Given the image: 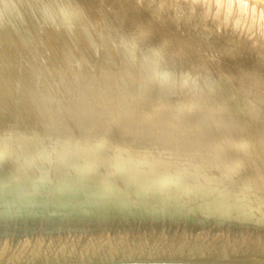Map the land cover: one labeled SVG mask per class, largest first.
I'll list each match as a JSON object with an SVG mask.
<instances>
[{"label": "bare ground", "instance_id": "1", "mask_svg": "<svg viewBox=\"0 0 264 264\" xmlns=\"http://www.w3.org/2000/svg\"><path fill=\"white\" fill-rule=\"evenodd\" d=\"M7 23L20 28L6 31ZM1 28L11 79L24 70L35 84L37 67L56 62L85 61L90 73H63L66 93L63 84L57 93L29 87L54 101L65 94L69 109L22 121L0 113V222L21 217L19 209L63 216L59 228L103 230L243 212L264 219V0H0ZM64 45L76 48L75 60L43 58ZM132 60L166 71H139L141 61L133 70ZM99 66L96 80L123 66L142 81L123 71L99 91L100 81L90 83ZM145 85L158 94L154 104ZM76 105L83 122L59 121Z\"/></svg>", "mask_w": 264, "mask_h": 264}, {"label": "water", "instance_id": "2", "mask_svg": "<svg viewBox=\"0 0 264 264\" xmlns=\"http://www.w3.org/2000/svg\"><path fill=\"white\" fill-rule=\"evenodd\" d=\"M23 211L0 222V264H264V219L246 212L103 230Z\"/></svg>", "mask_w": 264, "mask_h": 264}, {"label": "rangeland", "instance_id": "3", "mask_svg": "<svg viewBox=\"0 0 264 264\" xmlns=\"http://www.w3.org/2000/svg\"><path fill=\"white\" fill-rule=\"evenodd\" d=\"M8 25H9V23H7ZM7 24H5L6 26H5V30L6 31H8V30H11L12 29V31H16L15 29L17 28H20L19 26H16L15 24L13 25V24H10L9 26L7 25ZM13 25V26H12ZM12 26V27H11ZM15 26V27H14ZM4 28V27H3ZM3 28H1L0 30L3 32V31H5V30H3ZM14 28V29H13ZM0 31V32H1ZM45 40V39H44ZM18 41V38L16 37V36H14L10 41H8L9 43L10 42H17ZM46 41V40H45ZM48 41H50V39L48 38ZM47 41V42H48ZM46 42V43H47ZM51 45V42H48L46 45ZM68 47V51H65L66 50V48ZM119 49V50H118ZM152 50V48H149V49H147V50ZM70 50V51H69ZM75 50H76V48H73V47H69V46H66V45H64V46H61L60 47V49L58 48L57 50H53L51 53L50 52H48L47 54H45L44 56H43V58H47V57H50L51 55H53V58H59V56H60V58H64V57H66V58H70L71 60H75V57H76V54H75ZM116 51H123L122 50V48H120V47H118L117 49H115ZM13 51V50H12ZM42 52H43V50H41ZM105 51H106V49H105ZM42 52H40V50L39 49H33V50H30V55L31 56H35V55H39V54H41ZM63 53H65V54H63ZM116 53V52H115ZM1 61H0V72H2V70L4 71V72H2V73H0V83H2V84H0L1 86H2V88L0 87V95L2 96V97H4V99L0 96V98L2 99H0V113H2V111H4V114L2 113V115H4V116H9V118L11 117V119H15L14 121H20V119H21V121H22V119L23 118H25V116H26V118H33V117H35L36 116V114H34L33 112H37L36 110H38V112L40 111V110H43V109H47V108H50V109H52L53 107L55 108V107H57L58 109H60V110H62L61 108H63V110L66 108L65 106H66V104H68L67 106V108L69 109V107L71 108V104H74V103H72V102H68V101H70V100H68V99H65V100H63V97H62V95H65V94H60V96L58 97V98H56L55 99V101L53 100V99H51V100H49V99H47V98H44V97H42V96H36L35 97V95H34V88H35V90H37V87H38V89H40L39 91H50V93L51 92H56V90H58V91H60V88H62V87H60L62 84H63V87H64V89H61L62 91H64L63 93H66L67 91V89L65 88V85H67L68 83L67 82H62V81H60V77L61 76H63V73L65 74L66 72H67V74L69 73V74H74L75 72H77L79 75L78 76H82L81 74L83 73V74H88V73H90V70L89 69H86L85 67H84V65H85V61H82V62H74V63H70V65H62L60 62H56V63H52L51 65H49L48 67H43V65H40V66H38L37 67V79L34 81V83L35 84H33V80L27 75V73H26V71H24V70H20V75H22V76H20L19 78H20V80L19 79H11L10 77H12V75H11V73H10V71H12V69L13 70H15V68H14V65L13 64H9V63H7V62H2V59H0ZM117 61V60H116ZM139 61H141V60H138V62H137V60H132L131 61V63H129V64H131L132 65V68H133V70H137L139 67H140V65L142 66V69L140 68L139 69V71L141 70H146V71H150V72H152V74L153 75H157V74H161L162 73V71L164 70V71H166V67H163V69H161V67L159 68V69H156V68H154L153 66H151L149 63L147 64L146 62H144V61H141L142 63H140ZM135 62V64H132V63H134ZM6 63V64H5ZM81 65H80V64ZM126 63H127V61H126ZM136 63H140V65L139 64H136ZM59 64V65H58ZM146 64L147 65H149L148 66V68L146 67ZM10 65V66H9ZM13 66V68H12V66ZM39 65V64H38ZM76 65H78V67L76 66ZM143 65L146 67V69H145V67H143ZM167 66V65H166ZM101 67V68H100ZM138 67V68H137ZM1 68H2V70H1ZM4 68H7L6 70L4 69ZM99 68V69H98ZM10 69V70H9ZM39 69H41V70H39ZM84 69V70H83ZM121 69V70H120ZM150 69V70H149ZM153 69V70H152ZM97 70H98V72H97ZM100 70H105V67H103V66H99V67H97L95 70H93V71H91V74H92V76H99V71ZM117 70H118V72H117ZM21 71L22 72H24V73H21ZM40 71V72H39ZM123 71H124V74H123ZM19 72V71H18ZM71 72V73H70ZM9 73V74H8ZM26 73V74H25ZM46 73V74H45ZM123 74L124 75V77L125 78H127L126 76H128L129 74H130V76H128V77H130L131 78V76H132V81H133V83L135 84V85H138V84H136V83H139L140 82V79L141 78H138V77H140V75L139 74H135L134 75V73H131V72H125V70H124V68H123V66H122V68H121V66L120 67H117V66H115L112 70L110 69V71H108V72H105V75H102L101 76V80L100 79H98V80H96L98 77H95V78H93L92 80H90V83H93V84H95V86H92V87H94V88H96L97 89V84L99 83V81H100V83H99V85L101 86V87H99L97 90H99V91H101V89H102V87L103 86H105L106 87V85H109V84H111V80H114V79H116V80H120L122 77H123V75H121V74ZM128 73V74H127ZM25 76H24V75ZM3 75V76H2ZM6 75V76H5ZM5 76V77H4ZM59 76V77H58ZM65 76V75H64ZM64 76H63V78H64ZM78 76H76V77H73L72 75H69V81H70V83H71V85L73 86V84H76V83H78L79 81H77V80H75L76 78H80V77H78ZM108 76V77H110V80H109V78L107 77V79H106V77ZM24 77H27V78H24ZM83 77V76H82ZM10 78V79H9ZM22 78V79H21ZM57 78H59L58 80L59 81H57ZM103 78H104V80H103ZM4 79V80H3ZM6 79H7V81H6ZM47 79V80H46ZM73 79H74V81H73ZM15 80H16V82H15ZM24 80H25V83H24ZM50 80V81H49ZM96 80V81H95ZM119 80L117 81V83L119 82ZM9 81H10V83H9ZM14 81V82H13ZM20 81V82H19ZM21 81H22V85H21ZM77 81V82H76ZM85 82H86V80H84ZM103 81H109V82H103ZM137 81V82H136ZM141 81H142V79H141ZM29 82V83H28ZM41 83V84H39V83ZM56 82V83H55ZM59 82V83H58ZM96 82H98V83H96ZM102 82H103V84H102ZM7 83V84H6ZM12 83V84H11ZM14 83L15 84H19V86L20 87H22V88H20V87H18L17 88V85L16 86H14ZM23 83H24V85H23ZM37 83H38V85L39 86H37ZM43 83V84H42ZM69 83V84H70ZM106 83V85H104ZM113 83H115V82H113ZM141 83V82H140ZM28 84H29V86H28ZM31 84V85H30ZM51 84V85H50ZM57 84V85H56ZM59 84H61L60 86H59ZM93 84H91V85H93ZM5 87H4V86ZM10 86V92H8L9 91V86ZM11 85H13V86H11ZM32 86V90L34 91H32L29 87H31ZM151 85H149V86H147L146 87V85L143 87V88H141L140 87V89L142 90V92H143V95L146 97L145 99H147V102H148V105H151V104H154L155 102H156V98H158V97H156L158 94H157V92H156V90H154V92H153V89H151V87H150ZM8 89H7V88ZM15 87H16V89H15ZM27 88V89H29L28 91H27V89H26V91H25V88ZM59 87V88H58ZM104 87V88H105ZM146 87V88H145ZM149 87H150V89H149ZM5 88V89H4ZM11 88H12V90H11ZM4 91H2V90ZM14 89V90H13ZM75 90H76V88H74ZM143 89H145V90H143ZM149 89V90H148ZM6 90H8V91H6ZM15 90H17V97H19V98H15V99H17V103H16V100L15 99H13L14 97H16V95L15 96H12V95H14V94H16L15 93ZM73 90V89H72ZM159 90V89H158ZM32 91V92H31ZM62 91H60V92H62ZM66 91V92H65ZM6 92H8V93H6ZM13 92V94H11ZM19 92V93H18ZM30 92V93H29ZM4 93V95H2ZM24 93V94H23ZM57 93V92H56ZM146 93V94H145ZM162 92H160V95H163V96H161V97H165L166 99H168V100H171V94H166V93H162ZM6 94V95H5ZM32 94V95H31ZM9 95V96H8ZM26 95V97H24V96ZM28 95H30V97H28ZM166 95H168L169 97L167 98V96ZM149 96H151V97H149ZM181 96V95H180ZM5 97H7V100H6V98ZM10 97V98H9ZM23 97V98H22ZM160 97V96H159ZM20 98H21V100L23 101H25L26 99V101H28V105H27V102L25 101V102H22L21 100H20ZM25 98V99H24ZM40 98V99H39ZM155 99V101H154V99ZM11 99V100H10ZM37 99V100H36ZM45 99V100H44ZM111 99V98H110ZM110 99H107V101H108V104H110L111 106H117V105H119L118 103H115L116 101H113L112 102V100H110ZM150 99V100H149ZM152 99V100H151ZM13 100V101H12ZM57 100V101H56ZM167 100V101H168ZM183 100L184 99H181V98H179L178 99V101L179 102H182L183 103ZM10 101L12 102V103H10ZM43 101V102H42ZM49 103H48V102ZM111 101V102H110ZM150 101V102H149ZM154 103H153V102ZM3 102V103H2ZM9 104L10 103V105L8 106L7 105V103ZM13 102H14V104H16V105H14L13 104ZM19 102V103H18ZM39 102V107L37 106L38 104H36V103H38ZM45 102H47V103H45ZM53 102V103H52ZM179 102H178V104H179ZM22 103V104H21ZM32 103V105H33V107H32V105H30V104ZM41 103V104H40ZM112 103H114V104H112ZM18 104V105H17ZM21 104V105H20ZM51 104V105H50ZM59 104V105H58ZM107 104V105H108ZM13 105V106H12ZM27 105V106H26ZM36 105V106H35ZM22 106V107H21ZM77 107L76 108H78V110H76V111H74V113L73 114H71V113H69L68 115H66L67 113H59L60 115H63V116H59V115H57V117H59L58 119H59V121H61V120H65L66 122H67V120L68 119H74V118H76V120H78L79 119V121L81 122H83L84 121V117H82V115H83V111L81 110V109H79V108H82L81 106H79V105H76ZM111 106H109V107H111ZM176 106V105H175ZM15 107V108H14ZM16 107H18V108H16ZM30 107V108H29ZM32 107V108H31ZM43 107V108H42ZM46 107V108H45ZM146 107H148V106H146ZM3 108V109H2ZM5 108V109H4ZM9 108V109H8ZM2 109V110H1ZM8 109V110H7ZM17 109H18V111H17ZM13 110H14V112L15 113H13ZM16 110V111H15ZM28 110V111H27ZM34 110V111H33ZM19 111H21L22 113H20ZM25 112V113H24ZM27 112H30V113H27ZM101 112V111H100ZM6 113V114H5ZM9 113V114H8ZM20 114H22V115H20ZM28 116H27V115ZM30 114V115H29ZM33 114V115H32ZM46 114H49V112H47ZM77 114H78V116H77ZM17 115V116H16ZM65 115V116H64ZM79 115H80V117H79ZM49 116V115H48ZM74 116V117H73ZM77 116V117H76ZM84 116V115H83ZM56 117V118H57ZM17 118H18V120H17ZM25 118V119H26ZM60 118H62V119H60ZM81 118V119H80ZM24 120V119H23ZM73 122V121H72ZM59 124V123H58ZM62 124V123H61ZM171 131V130H170ZM170 131H168L169 133H170ZM167 132V131H166ZM167 132V133H168ZM168 133V134H169ZM183 144H184V142H182Z\"/></svg>", "mask_w": 264, "mask_h": 264}]
</instances>
